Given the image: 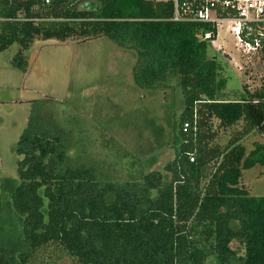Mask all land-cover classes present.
<instances>
[{
  "label": "trees",
  "instance_id": "1",
  "mask_svg": "<svg viewBox=\"0 0 264 264\" xmlns=\"http://www.w3.org/2000/svg\"><path fill=\"white\" fill-rule=\"evenodd\" d=\"M171 16L170 0H0V51L18 45L13 67L25 71L35 39L103 36L135 51L138 88L154 89L171 72L182 101L173 158L129 180L69 162V139L52 118L29 119L16 141L10 193L22 249L0 250V264H30L49 247L71 264H209V255L216 264H264V196L242 182L244 170L264 166L262 86L227 91L221 64L196 35L205 26ZM213 122L242 127L210 146ZM251 130L262 140L246 149L240 135Z\"/></svg>",
  "mask_w": 264,
  "mask_h": 264
},
{
  "label": "rangeland",
  "instance_id": "2",
  "mask_svg": "<svg viewBox=\"0 0 264 264\" xmlns=\"http://www.w3.org/2000/svg\"><path fill=\"white\" fill-rule=\"evenodd\" d=\"M218 45L231 60L216 50ZM212 46L206 55L221 64L227 91L241 90L243 84L250 91L261 86L262 68L255 64L241 70L233 64L240 59L232 36L222 31ZM17 50L14 43L0 51V250L22 249L20 221L10 193L18 184L16 141L29 119L52 118L69 139V162L84 160L98 168L101 178L129 180L162 170L173 158L182 109L174 74L166 73L154 89L138 88L132 80L135 51L106 37L64 42L35 39L24 51L25 71L11 64ZM241 127L239 122L223 129L213 122V133L205 134L204 140L222 146ZM253 140H262L253 130L240 135L246 149ZM214 166L211 161L204 173ZM242 182L250 195L264 196V166L244 170ZM208 263L216 264L213 256H208ZM30 264H71V260L62 250L49 247Z\"/></svg>",
  "mask_w": 264,
  "mask_h": 264
},
{
  "label": "built area",
  "instance_id": "3",
  "mask_svg": "<svg viewBox=\"0 0 264 264\" xmlns=\"http://www.w3.org/2000/svg\"><path fill=\"white\" fill-rule=\"evenodd\" d=\"M49 1L43 0V3L48 4ZM170 1V19L205 26L198 29L196 35L209 46L214 44L222 31L232 36L235 51L240 59L239 63L234 61L233 64L241 70L254 68L255 64L262 68L261 86L264 92V0ZM216 50L223 52L220 45L216 46ZM224 55L231 60L226 53ZM189 126L188 122H184L182 130L186 131ZM189 160L192 161L193 157L190 156Z\"/></svg>",
  "mask_w": 264,
  "mask_h": 264
},
{
  "label": "crops",
  "instance_id": "4",
  "mask_svg": "<svg viewBox=\"0 0 264 264\" xmlns=\"http://www.w3.org/2000/svg\"><path fill=\"white\" fill-rule=\"evenodd\" d=\"M247 78H248V76H247ZM247 82H249V79H247L246 83H247ZM246 88H247L248 91H250V90H249V87L246 86Z\"/></svg>",
  "mask_w": 264,
  "mask_h": 264
}]
</instances>
